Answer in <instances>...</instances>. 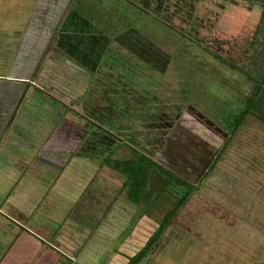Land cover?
I'll list each match as a JSON object with an SVG mask.
<instances>
[{
  "label": "rangeland",
  "instance_id": "rangeland-1",
  "mask_svg": "<svg viewBox=\"0 0 264 264\" xmlns=\"http://www.w3.org/2000/svg\"><path fill=\"white\" fill-rule=\"evenodd\" d=\"M263 3L0 0V264L12 247L27 264H126L183 194L138 164L195 184L228 138L141 264H264V124L235 126L255 86L230 66ZM122 172L145 184L138 203Z\"/></svg>",
  "mask_w": 264,
  "mask_h": 264
},
{
  "label": "trees",
  "instance_id": "trees-1",
  "mask_svg": "<svg viewBox=\"0 0 264 264\" xmlns=\"http://www.w3.org/2000/svg\"><path fill=\"white\" fill-rule=\"evenodd\" d=\"M262 8H263V14H262L261 23H260L258 29L256 30L255 38L253 39V41L251 43L252 55H249L246 57L247 64L246 65L244 64L241 66L236 65V64H230V66L232 68L241 72L242 74H245L247 76V78H249L255 86L253 93H252V95H251V97L247 103L246 109L241 114V120L238 121L235 125L236 127H239L242 124V122L246 121L248 116L254 117L257 121L264 124V3H263ZM221 61L227 63L226 60L221 59ZM248 61H249V64H248ZM8 85L4 84L2 86L5 89L12 86L11 84H8ZM5 91H4V95H5ZM13 100H15L14 97H13ZM230 140H231V138H228L225 141V144L218 151L215 158L212 159L211 162L208 164V167L206 168L204 174L201 175L200 180H198V182H196L195 184L189 182L188 180H186V178L180 177L175 172L164 167L162 164H159L158 162H156V160H153L152 158L148 159V162L144 161L143 164H138L135 161V159L134 160L131 159V161H132L131 163H132L133 167H132V170L130 171V173H132V172L135 173L137 164L148 175H149L148 172H150L151 170H155L159 174H161L163 177H165V179H168L170 184H172L176 188H178V190L183 194H182L180 202L178 203V206L164 217L159 228L155 231V233L147 241L146 245L137 254H135L132 257H129L128 262L126 264H141V263H143V261H145L151 255H153L154 252H156L157 248L160 246L161 241H159V240L161 238V235L164 232V228H166V225L168 223H170V221L172 220L171 218L175 215L176 211L180 210V208L183 206V204H185L187 202L188 198L191 195V192L196 191V189L199 185L200 186L204 185V182L206 181V179H208L209 175L213 172V170L216 167V165L218 164V162L222 159L226 148H228ZM132 151L135 152V149H132ZM112 175H113L112 173L109 174L110 180L115 177L116 181L121 182V185H120L121 189L120 190L125 191V189H127V187H129V192H135L137 194V196H135L136 199L131 200V202L132 203H138L139 199L141 198V195H142L141 190H143V188L145 187L144 186L145 184H143L141 186L140 180L136 181L135 179H131L132 176L128 172L127 173L122 172L120 174L116 173L115 175H113V176ZM183 188H187L188 189L187 191H189V193L187 194V191H186V194H185V192L182 190ZM77 212H80V211H77ZM77 212H74L75 216H78ZM75 216H73V217H74L75 223H76V217ZM95 224L96 223L94 222L93 226H95ZM20 229L21 230L25 229V226H21ZM27 231L31 232L29 229ZM59 235H60V233H59ZM45 243L46 242L43 240L42 245L44 248L46 247ZM46 250H44V251L46 252ZM57 252H59V251H57ZM33 255L34 254H32V256ZM10 256L11 257L7 260H10V261L13 260V261H15L16 264H27L29 260L30 261L32 260V258H27L29 260H25L27 262V263H25V262H23L24 260H22V257H20V256H16L14 254L10 255ZM7 257H8V255H7ZM16 259H17V261H16ZM9 262H7V263H9ZM7 263L3 262V264H7Z\"/></svg>",
  "mask_w": 264,
  "mask_h": 264
},
{
  "label": "crops",
  "instance_id": "crops-1",
  "mask_svg": "<svg viewBox=\"0 0 264 264\" xmlns=\"http://www.w3.org/2000/svg\"><path fill=\"white\" fill-rule=\"evenodd\" d=\"M0 211H1V209H0ZM18 225V224H17ZM19 226V225H18ZM22 226H25V229H22L21 231L22 232H24V234H25V237H28V236H30V239H31V242H32V240H33V242H32V244H35V246L33 247V249L31 248L30 249V252H32L33 254H35V253H37V252H42L43 254L42 255H45V251L44 250H42L41 251V249L39 248V247H43V245H42V241H43V238L41 237V236H39V235H37V234H34L33 233V229H29L28 227H27V224H22ZM19 227H21V226H19ZM27 228V229H26ZM30 230L31 232H29V231H27V230ZM15 236H16V234H15ZM27 239V238H26ZM30 241V240H29ZM38 243V244H37ZM37 245H39V246H37ZM12 246H15L14 245V242H12ZM24 246V245H23ZM22 245H21V247H23ZM13 248V249H12ZM12 248H10L9 250H8V255H15V254H18L19 253V251L21 250H19L18 251V253L16 252V253H14V247H12ZM32 253L30 254V257L32 256ZM16 256H19V255H16ZM33 257V256H32Z\"/></svg>",
  "mask_w": 264,
  "mask_h": 264
}]
</instances>
